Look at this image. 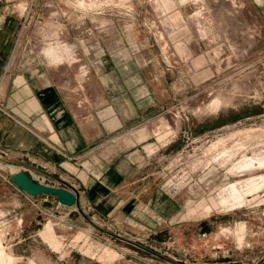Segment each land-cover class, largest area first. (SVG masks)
I'll return each mask as SVG.
<instances>
[{
  "label": "rangeland",
  "instance_id": "rangeland-1",
  "mask_svg": "<svg viewBox=\"0 0 264 264\" xmlns=\"http://www.w3.org/2000/svg\"><path fill=\"white\" fill-rule=\"evenodd\" d=\"M242 3L0 0L1 15H22L18 39L31 41L35 53L51 43L59 47L63 82L72 71L82 92L89 85L86 59L94 63L102 42V73L116 65L122 94L130 90L134 98L136 89L139 112L131 121L146 140L122 152L121 208L100 214L87 204L85 218L76 206L39 195L45 206L32 202L34 227L25 228L20 214L0 221V264H264V168H237L264 158V33ZM168 8L182 18H169ZM182 20L190 34L184 44L173 43L169 26ZM90 46L97 49L89 54ZM103 55L115 65L104 64ZM79 100L92 103L93 97L81 94ZM131 152L137 154L129 161ZM10 170L17 172V165ZM250 180L260 189L250 190ZM232 185L242 201L222 205ZM87 218L159 256L98 230ZM47 224L52 244L42 236Z\"/></svg>",
  "mask_w": 264,
  "mask_h": 264
},
{
  "label": "crops",
  "instance_id": "crops-1",
  "mask_svg": "<svg viewBox=\"0 0 264 264\" xmlns=\"http://www.w3.org/2000/svg\"><path fill=\"white\" fill-rule=\"evenodd\" d=\"M241 1L243 13L254 18L258 31L264 33V0ZM165 10L171 19L183 16L176 9ZM0 17L3 18L0 24V106L8 113L0 111V154L60 178L69 187H57L76 192L81 208L90 204L100 214L121 208L126 198L120 186L117 187L126 174L122 152L146 141L139 137L142 132L131 121L139 112V102L134 100L139 96L136 89L132 93L134 98L129 95L130 90L122 94L117 83L118 67L112 56L103 55V60L104 64L115 65L114 72L102 73L100 41L94 63L90 57L86 59L88 72L85 71L83 77L89 85L84 92L75 87L72 71L66 70L64 83L59 70L62 65L58 60L59 47L51 43L35 53L31 41L18 39L22 15L5 12L1 15L0 11ZM183 22L184 25L173 22L169 26L173 29L169 37L173 43L184 44L190 34L189 26ZM173 36L178 37L173 39ZM91 48H88L89 54ZM81 94L88 99L93 97L92 103L80 102ZM128 113L134 115L128 116ZM124 128L128 131L119 138V131ZM134 154L137 152H131L126 159L132 160ZM11 165L0 159V221L20 214L25 228L34 227L38 213L32 202L45 206L44 199L30 196L16 186L11 180L16 173L11 172ZM50 201L58 203L59 199L53 196ZM47 226L42 232L44 238Z\"/></svg>",
  "mask_w": 264,
  "mask_h": 264
},
{
  "label": "water",
  "instance_id": "water-1",
  "mask_svg": "<svg viewBox=\"0 0 264 264\" xmlns=\"http://www.w3.org/2000/svg\"><path fill=\"white\" fill-rule=\"evenodd\" d=\"M0 159L3 160L4 162H7L9 164H13V165H17L20 167H23L25 169L28 170H32L38 174H41L43 176H46L48 178H51L57 182H59L61 185H64L66 187H69L67 183L63 182L60 178H58L57 176L45 171L44 169L38 168L34 165L31 164H25V163H20V162H14L9 160L7 157L3 156L0 154ZM11 180L16 184V186H18L22 191H24L25 193H27L30 196L36 197L39 195H47V196H54V197H58L59 198V202L67 207H74L76 206L80 213L85 216V213L82 211L79 202H78V195L76 192H71L69 189L64 188V187H48V186H44L40 183H37L36 181H34L26 172L24 171H20L14 175L11 176ZM87 220L94 226L96 227L98 230L105 232L106 234L115 237L116 239H119L121 241H124L126 243H129L131 245H134L138 248H141L147 252H150L156 256H159L158 254L154 253L153 251H150L149 249H146L145 247L134 243L132 241H129L127 239H124L120 236L114 235L108 231H105L104 229H102L101 227L97 226L93 221H91L90 219L87 218Z\"/></svg>",
  "mask_w": 264,
  "mask_h": 264
},
{
  "label": "bare ground",
  "instance_id": "bare-ground-1",
  "mask_svg": "<svg viewBox=\"0 0 264 264\" xmlns=\"http://www.w3.org/2000/svg\"><path fill=\"white\" fill-rule=\"evenodd\" d=\"M217 104V103H216ZM216 109V108H215ZM255 165H258V167L261 169V168H264V158H261V159H246L243 163L237 165V168L241 171H246V170H250V169H253L255 167ZM258 168V169H259ZM236 169V168H235ZM237 170V169H236ZM263 178V177H262ZM252 181V182H251ZM262 182H260V184H263L262 186H264V178L261 180ZM255 182V180H254ZM249 186L250 187V190H255V189H260V184H255L253 183V180H250L249 182ZM248 184V183H247ZM261 186V187H262ZM248 188V187H247ZM246 188V189H247ZM229 189V188H228ZM245 189V190H246ZM231 190H232V196L230 197V199H227V198H222L221 199V203L222 205H227L230 201H233L234 203H240L242 201V196L240 195L239 193V190L237 188L236 185H232L231 186ZM249 190V188L247 189ZM249 190V191H250ZM247 194V193H245ZM243 199H244V196H243ZM244 201V200H243ZM233 207V206H232Z\"/></svg>",
  "mask_w": 264,
  "mask_h": 264
},
{
  "label": "built area",
  "instance_id": "built-area-1",
  "mask_svg": "<svg viewBox=\"0 0 264 264\" xmlns=\"http://www.w3.org/2000/svg\"><path fill=\"white\" fill-rule=\"evenodd\" d=\"M15 0H5V2L7 3V4H10V3H12V2H14ZM32 1H34V0H32ZM28 15H29V12L27 13V17H28ZM0 111L1 112H3V113H6V114H8L5 110H4V108L2 107V106H0ZM17 168H18V170H17V172L16 173H18V172H20V171H24V172H26L34 181H36L37 183H40V184H42V185H44V186H48V187H54V186H52V185H49L47 182H46V176L44 177L43 175H41V174H38V173H36V172H34V171H32V170H28V169H25V168H23V167H20V166H17ZM15 173V174H16ZM41 179V180H40Z\"/></svg>",
  "mask_w": 264,
  "mask_h": 264
}]
</instances>
